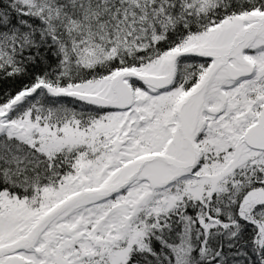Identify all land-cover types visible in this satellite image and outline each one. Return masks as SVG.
Masks as SVG:
<instances>
[{
  "label": "snow or ice",
  "instance_id": "obj_1",
  "mask_svg": "<svg viewBox=\"0 0 264 264\" xmlns=\"http://www.w3.org/2000/svg\"><path fill=\"white\" fill-rule=\"evenodd\" d=\"M0 264H264V0H0Z\"/></svg>",
  "mask_w": 264,
  "mask_h": 264
}]
</instances>
